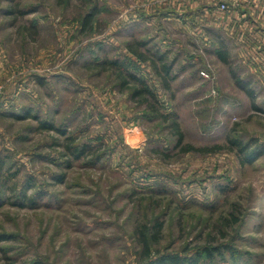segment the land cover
<instances>
[{
    "label": "rangeland",
    "instance_id": "obj_1",
    "mask_svg": "<svg viewBox=\"0 0 264 264\" xmlns=\"http://www.w3.org/2000/svg\"><path fill=\"white\" fill-rule=\"evenodd\" d=\"M248 5L0 0V264H145L144 226L152 259L205 245L264 264V34L243 25L264 13Z\"/></svg>",
    "mask_w": 264,
    "mask_h": 264
},
{
    "label": "trees",
    "instance_id": "obj_2",
    "mask_svg": "<svg viewBox=\"0 0 264 264\" xmlns=\"http://www.w3.org/2000/svg\"><path fill=\"white\" fill-rule=\"evenodd\" d=\"M92 16H93V13H90L88 14L85 19H84V26H87L90 22H91V19H92ZM130 51L133 52L138 58L140 59H144L146 60V58L141 54L139 53L136 49L134 48H130ZM227 53L226 52H222L219 51V55L220 57L224 60L226 59V55ZM121 62H118V60H111L110 61V64L114 65L115 67L117 66V69H118V75L120 77H123V78H128L129 80L131 79L132 81H134V83L138 84L139 86H137V89L136 88H130V94H132V96H142V95H149L150 97H152L154 100L156 99V96L155 93L149 88V86L147 85L146 81L144 78H141L137 75H135L133 72L129 73V71L127 72V67L125 66H122L120 64ZM152 63H153V69L154 71L156 72V74L160 77L161 79V84L167 88V87H170V84H169V78H168V74L170 73V70H169V66L167 65V63H164L162 64V67H163V71L160 70L158 68V66L156 65L155 61L152 60ZM125 72V76H122L121 73H124ZM123 80V82L121 83L122 85L124 84H127V81ZM168 117H166L167 119ZM172 123H173V127L175 128L176 130V133H177V136L179 138V142L182 141L183 139V134H182V131L179 127V123L178 121L174 118L172 120ZM41 127L42 128H45V129H56L58 132L60 133H65V130L61 129V128H55L54 124H47V123H44V124H41ZM68 140L70 141L69 142V146L68 148L69 149H72L73 152L75 153V156L76 157H82L86 148H87V145H81L79 146V144H75V148H72L73 145L71 143H74L75 138L73 136H69L68 137ZM233 143H235L237 146H240L241 147V150L243 152H245V160L243 161H246V162H251V161H254L255 159H257V157L259 156V152L257 150H249V147L250 145L249 144H245L243 142H240V140H235ZM189 149V150H188ZM190 149H193L192 146H188L187 148H184V151H190ZM217 148H214V150H216ZM212 148L210 149H202L203 152H207V151H214ZM142 235H143V247H144V254L147 255L146 256V263L145 264H202V263H206L207 261H210L212 262L211 264H218L217 262H215V259L217 258L216 257V254H220L221 255V252H219V247H207V246H202V247H199L197 248V250L195 251L194 254H192V256H182L178 253H168V254H161V255H158L156 256V258L152 259L151 258V251H150V244L152 243V234L150 232V229L147 228L146 229V226H144V230L142 231ZM9 237L8 234H3V236L1 237V239H7ZM237 251L234 250V252H231L232 255H234L233 258L237 257V254H236ZM204 260V262H203ZM31 264H42V262L40 261H34L32 262Z\"/></svg>",
    "mask_w": 264,
    "mask_h": 264
},
{
    "label": "crops",
    "instance_id": "obj_3",
    "mask_svg": "<svg viewBox=\"0 0 264 264\" xmlns=\"http://www.w3.org/2000/svg\"><path fill=\"white\" fill-rule=\"evenodd\" d=\"M252 1H253V3H255V5L252 4ZM241 2H243L246 5H248L250 3L247 7H249L250 9H252L255 12L259 11V12L264 13V4L258 5L260 3L259 0H251V1L250 0H241ZM237 23L240 24L241 22H237ZM243 25L245 26V28L247 30H249V34L252 36L258 37L259 36V35H257L258 32H255L258 30H260V32H263V34H264V21L255 20L252 22H244Z\"/></svg>",
    "mask_w": 264,
    "mask_h": 264
},
{
    "label": "built area",
    "instance_id": "obj_4",
    "mask_svg": "<svg viewBox=\"0 0 264 264\" xmlns=\"http://www.w3.org/2000/svg\"><path fill=\"white\" fill-rule=\"evenodd\" d=\"M262 1H264V0H262ZM221 7H222V9H225L226 8V5L225 4H222ZM1 93H2V89L0 88V94Z\"/></svg>",
    "mask_w": 264,
    "mask_h": 264
}]
</instances>
